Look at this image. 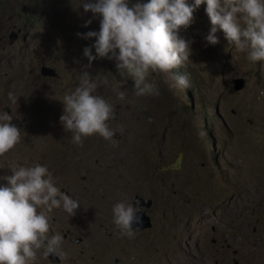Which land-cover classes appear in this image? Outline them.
<instances>
[{"label":"rangeland","instance_id":"1","mask_svg":"<svg viewBox=\"0 0 264 264\" xmlns=\"http://www.w3.org/2000/svg\"><path fill=\"white\" fill-rule=\"evenodd\" d=\"M59 2L63 27L55 28L35 0H0L3 32L21 29L12 46L8 39L0 42V73L20 74L9 89L0 82V114L10 108L7 113L22 131L21 142L0 156V186L7 184L13 167L38 163L58 180L60 190L72 189L71 197L80 203L73 224L65 226L69 215L62 207L47 213L55 234L74 231L69 239L62 237L67 259L44 257L42 249L34 264H264V62L249 61L221 31L216 33L219 43L208 44L210 20L200 5L193 23L179 32L190 41L191 55L182 68L193 70L194 103L189 87L176 94L167 75L158 73L148 79L159 94L137 97L132 86L119 84L113 60L97 58L87 70L98 83L107 80L98 89L124 115L121 123L127 130L119 129V137L111 140L93 135L76 145L59 118L64 95L78 85L85 69L80 61L88 64L83 49L95 41L77 33L95 28L73 19L82 8L80 0ZM128 2L131 7L149 0ZM54 9L53 3L49 11ZM42 60L62 63L69 86H45L39 98L23 82L15 84L27 62ZM237 76L245 78L239 90L232 82ZM120 92L123 100L117 99ZM9 93L25 107L11 103ZM181 152L178 167H165L176 163ZM153 186V226L134 230V238L121 242L113 206L132 197L135 189L150 192Z\"/></svg>","mask_w":264,"mask_h":264},{"label":"clouds","instance_id":"2","mask_svg":"<svg viewBox=\"0 0 264 264\" xmlns=\"http://www.w3.org/2000/svg\"><path fill=\"white\" fill-rule=\"evenodd\" d=\"M43 3L34 5L41 9ZM80 3L84 12L90 11L92 18L99 14L101 19L98 32L77 33L86 40L94 37L95 41L83 49L89 63L81 72L79 86L65 94L62 101L63 113L59 119L76 145H82L84 138L93 135L111 140L115 133L107 123L114 118V107L107 95L106 100L96 94L107 80L98 83L86 70L93 60H114L110 62L119 73V84L132 86L137 97L159 94L156 84L149 82L150 73L166 74L169 87L176 94L190 86L191 72L187 77L174 70L189 72L182 66L191 55L190 41L179 32L193 23L194 11L200 5L205 18L210 20V30L205 36L208 44L219 43L216 33L221 31L229 45L247 53L249 61L264 62V0H194L193 3L149 0L131 7L128 0H80ZM91 22L89 19L83 26ZM9 98L17 102L11 93ZM124 98V92L117 96L119 100ZM191 98L190 95L194 103ZM12 119L7 112L0 114V156L22 139V131L10 123ZM12 172L5 177L7 184L0 186V264H34L41 249L44 257L67 259V253L61 249L62 236L50 235L47 213L62 207L69 216H74L80 203L55 186L51 173L41 164L13 167ZM112 213L120 235L134 238L133 224L142 222L137 207L126 201L117 202Z\"/></svg>","mask_w":264,"mask_h":264},{"label":"flooded vegetation","instance_id":"3","mask_svg":"<svg viewBox=\"0 0 264 264\" xmlns=\"http://www.w3.org/2000/svg\"><path fill=\"white\" fill-rule=\"evenodd\" d=\"M53 3L55 4V9H54L53 12H50L49 8H50V6ZM59 4H60L59 0H45L44 3L42 4V8L39 10V11H43L41 14L42 15H46V17H47L46 21L49 24L53 25V26H54V24L50 21V16H54V17L58 18L57 10H58ZM78 14H80V15H78ZM86 16H87V18H86ZM72 17H73V19L80 18L81 21H83V22L91 19L92 22L87 27L89 29H94L95 28V31H97V32L99 31V21H100V19H98L97 21H96V19H93L92 18V13L90 11L89 12H84L83 6H82V8H79V12L75 11L74 14L72 15ZM13 27H14L13 25L8 26V28H13ZM3 30H4V25L0 22V42L7 41V39H8L7 42H8V44L10 46L13 45V42H10V41H12L14 38H17L14 41V43H15L18 40V38H19V36L21 34V29L20 28H19L20 31L18 32V34H16L13 31H10L9 33H8V31L3 32ZM80 62L82 64L87 65L86 63L83 62V60H81ZM87 63H89V62L87 61ZM26 64L28 65V69L26 70V72L23 74V76L19 79V81L15 85H20L23 82L24 83V87L26 88V90H29V91L37 94V96L39 98H41V94H42V91L44 90L45 86H54L55 84H53V83H59V84L63 83L64 85L69 86V84H68L69 78H68V76L65 73V68H64V72L62 71V68H61V64L62 63L61 64L60 63L49 64L47 61L42 60V61L27 62ZM43 66L52 68L54 73H55V75H44L42 73ZM84 70H82V71H84ZM1 75L3 77L5 76V77L0 82H2V81L5 82L6 87L9 89V86H10V84L12 82V78L18 77L20 74L18 72V73H16L14 75L12 70H10L8 72H4ZM80 76H81V74L78 75L77 80H80ZM75 79H76V76H75ZM43 81H45L46 84H44ZM77 86H79V83H78ZM6 94H7V92H6ZM96 94L101 95L104 99L107 100L106 94L103 93L102 91H100L99 89L97 90ZM9 100L13 104H16V105L21 106V107H25V105L23 103H21L19 99H17V102H15V103L11 99H9ZM139 101H140V99H139ZM109 103H111L113 105V107H114V118L107 122L109 128H111V129L113 128L115 132L118 131L119 129H122L123 131L127 130V128H123L122 123H121V120L124 118V115L121 112H119V109H117L112 102H109ZM7 108H9V107H7ZM9 111L11 112V109ZM11 122H12V120L10 121V123ZM125 124H126V121H125ZM114 137H119L118 133H114ZM178 157H179V154H178L177 158ZM85 178H86V176H81V179H85ZM53 182H54L55 186L59 185L58 180L57 181L53 180ZM91 184L92 183H90L89 188L91 187ZM128 186L130 188V183H128ZM69 189L70 188H61V191L64 192L65 194H68V195L71 196L72 195V193H71L72 189H70L71 191ZM135 190H138V194L135 192ZM135 190L133 191L132 197H128V198L126 197L125 200H126L127 203L133 204V206L135 205L134 207H137L138 212H140L142 210H145L147 215L150 217V221L152 222V226H153V217L154 216H153L152 213H153V207H154L153 203H154V200H155V196H154L155 194L154 193H156V188H155V186H153L152 189L150 190V192L149 191L148 192H142V191H140L139 188L135 189ZM136 194L141 196V197H143L145 200L146 199H152V204L147 207V206H144V205L139 206L138 204L133 203L134 195H136ZM73 199L76 200L75 197ZM64 214L68 215L67 212H65V211H64ZM84 214H85V212L83 213V215ZM76 219L77 218H74L73 216H69V219L65 222V226L68 225V224H73V222L76 221ZM141 221H142V219H141ZM141 225H143V221L140 224H135L134 223L133 224L134 230L142 231L143 229H145V228H143V229L138 228ZM73 233H74L73 230H71L70 228H67L66 232L62 235V237L64 239H69L73 235ZM50 235H55V233L52 230V228H50ZM120 237H121V239H120L121 242H124V241L128 240V237H126V236L120 235ZM76 241L77 242H81V239L77 238ZM55 258L57 259V257H54V259Z\"/></svg>","mask_w":264,"mask_h":264},{"label":"water","instance_id":"4","mask_svg":"<svg viewBox=\"0 0 264 264\" xmlns=\"http://www.w3.org/2000/svg\"><path fill=\"white\" fill-rule=\"evenodd\" d=\"M42 73L44 75H55L53 69L49 68V67H46V66H43ZM232 82H233L234 87H235L236 90H239V89H241L244 86V79L243 78H240V77L234 78L232 80ZM6 110H7V112H9L8 109H6ZM11 124L15 125L16 127H19V124L15 123L13 121L11 122ZM181 156H182V153L179 154V157L177 158L176 163H173L171 165H167L165 167H167V168H176V167H178L179 166V161L181 159ZM133 203L138 204L139 206L144 205V206L148 207V206H150L152 204V199H146L145 200L143 197H141L139 195H135ZM138 214H139L140 218L143 221V225L139 226L138 228H140V229L151 228L152 227V222L150 221V217L147 215L146 211L142 210ZM50 257H51V255H50ZM52 257L54 258V256H52ZM55 260L58 261V259H56V258H55Z\"/></svg>","mask_w":264,"mask_h":264},{"label":"trees","instance_id":"5","mask_svg":"<svg viewBox=\"0 0 264 264\" xmlns=\"http://www.w3.org/2000/svg\"><path fill=\"white\" fill-rule=\"evenodd\" d=\"M43 1H45V0H35V5H38L39 3H41V2H43ZM56 2V1H55ZM50 21L54 24V26H55V28H58V27H63V24H62V22H61V20H59L58 18H56V17H54V16H50ZM114 61V60H113ZM115 65V64H114ZM191 70V71H190ZM191 72V78H190V76H189V73ZM174 73H178V74H185V75H187V77H188V79H189V81H190V86H191V84H192V77H193V75H194V73H193V70L192 69H189V72L188 71H178V70H174ZM193 73V74H192ZM260 77H261V74H260ZM189 86V87H190ZM191 100H192V98H191ZM193 104H191L190 106H189V109L192 111L193 110Z\"/></svg>","mask_w":264,"mask_h":264}]
</instances>
